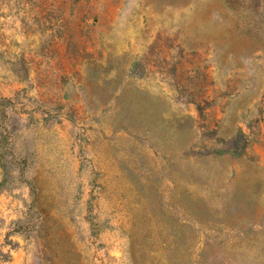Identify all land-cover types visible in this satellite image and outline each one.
<instances>
[{
  "label": "rangeland",
  "instance_id": "rangeland-1",
  "mask_svg": "<svg viewBox=\"0 0 264 264\" xmlns=\"http://www.w3.org/2000/svg\"><path fill=\"white\" fill-rule=\"evenodd\" d=\"M0 264H264V0H0Z\"/></svg>",
  "mask_w": 264,
  "mask_h": 264
}]
</instances>
